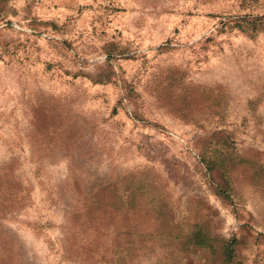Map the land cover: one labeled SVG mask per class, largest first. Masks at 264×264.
Instances as JSON below:
<instances>
[{"label":"rangeland","instance_id":"obj_1","mask_svg":"<svg viewBox=\"0 0 264 264\" xmlns=\"http://www.w3.org/2000/svg\"><path fill=\"white\" fill-rule=\"evenodd\" d=\"M118 205L123 264H264V0H0V264H109L62 247Z\"/></svg>","mask_w":264,"mask_h":264},{"label":"trees","instance_id":"obj_2","mask_svg":"<svg viewBox=\"0 0 264 264\" xmlns=\"http://www.w3.org/2000/svg\"><path fill=\"white\" fill-rule=\"evenodd\" d=\"M260 14H256L250 19L246 20L245 29L247 31H254L258 27V23L262 20V17H259ZM139 189V186L136 188ZM131 206L136 205V201L134 198L131 199ZM119 209H123L124 207L118 205ZM131 208H124L127 212L126 219L127 223L121 224L118 221L116 215L113 217L115 220H105L106 223H103L101 218L100 210L98 208L90 207L86 210V216L82 215L81 210H75L77 215V224H89L91 226L95 225L100 228L95 236L88 237L84 241L83 239L75 242L74 239H77L78 235L75 231H72L67 238L68 244H63V256L66 260L71 262H77V255H79V251L85 249L86 257L90 260L100 261L103 259V256L109 253V259L107 260L109 264H123V261H128L133 258L137 251L136 241L133 240L136 235L134 229L133 219L128 220V213L131 212ZM100 221L102 224H100ZM72 234V235H71ZM103 235L106 237L110 235L112 237L111 245L104 246V241L102 242ZM164 235H169L173 237L175 240V246L178 249V254L183 253V251H188L189 249H193L192 247L202 246L206 249H211L212 251L214 246V237L210 236L207 238V235L201 231V229L197 226L194 227L190 232L184 234L180 231H172L170 233H166ZM183 237V240H182ZM121 239V240H120ZM220 248L218 250L219 256L221 257L222 264H233L235 258V248L233 239H226L225 237H220ZM183 241V242H182ZM146 243H143L144 246ZM76 257V258H75Z\"/></svg>","mask_w":264,"mask_h":264}]
</instances>
